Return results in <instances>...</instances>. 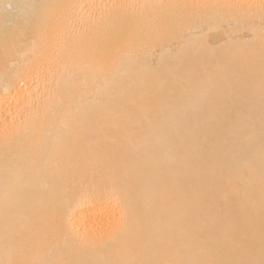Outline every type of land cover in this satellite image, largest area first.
Masks as SVG:
<instances>
[{"label": "bare ground", "instance_id": "6f19581e", "mask_svg": "<svg viewBox=\"0 0 264 264\" xmlns=\"http://www.w3.org/2000/svg\"><path fill=\"white\" fill-rule=\"evenodd\" d=\"M0 264H264V0H0Z\"/></svg>", "mask_w": 264, "mask_h": 264}]
</instances>
